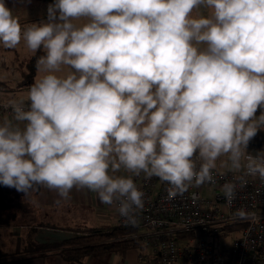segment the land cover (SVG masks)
<instances>
[{
	"label": "clouds",
	"instance_id": "clouds-1",
	"mask_svg": "<svg viewBox=\"0 0 264 264\" xmlns=\"http://www.w3.org/2000/svg\"><path fill=\"white\" fill-rule=\"evenodd\" d=\"M21 40L43 50V75L0 121V184L64 199L87 188L134 226L144 193L133 176L159 178L170 196L214 182L218 161L243 173L240 187L264 181V153L246 152L264 129V0H55L23 27L0 0V45ZM236 190L221 188L229 205Z\"/></svg>",
	"mask_w": 264,
	"mask_h": 264
},
{
	"label": "built area",
	"instance_id": "built-area-1",
	"mask_svg": "<svg viewBox=\"0 0 264 264\" xmlns=\"http://www.w3.org/2000/svg\"><path fill=\"white\" fill-rule=\"evenodd\" d=\"M7 105L0 101V114L13 117ZM212 174L214 182L193 184L176 196L169 195L168 183L157 177L145 178L136 184L144 193V206L135 213L134 226L114 205L117 228L148 230L135 236L141 239L145 252L140 260L150 264H264V181L245 176L246 183L240 187L234 178L242 172L215 169ZM229 181L237 183L230 205L221 191ZM205 193L210 196H203ZM241 208L254 213V218H234Z\"/></svg>",
	"mask_w": 264,
	"mask_h": 264
},
{
	"label": "crops",
	"instance_id": "crops-1",
	"mask_svg": "<svg viewBox=\"0 0 264 264\" xmlns=\"http://www.w3.org/2000/svg\"><path fill=\"white\" fill-rule=\"evenodd\" d=\"M3 70L4 69H2V73L0 75V101L9 102V100H13L10 99L8 95L10 90L7 87V80L10 76L5 74ZM67 71V69H64L62 74H66ZM41 75L43 74L37 72L35 81L39 79ZM32 84L23 86V84H20V81H18L16 88L21 89L20 93L23 94L24 92L28 91ZM20 101H24V103L28 102L27 97ZM5 118L12 119L13 117L7 116L6 114H0V121L4 120ZM217 164V169L226 170L219 167L218 162ZM119 174L124 176L131 175L130 173L123 171ZM132 178L135 184H139L145 179L143 174L140 176H133ZM24 197V208L29 210L26 215L30 217L28 220L32 221L31 225H24L21 229H16L18 232H21L22 230L25 231L22 235L24 242L36 241L40 244L50 245L76 236L77 230L93 228L111 229L116 227L115 224L113 226H109L112 218L116 220V211L114 205L101 203L98 195L87 188L77 189L74 187L70 191L69 197L64 199L61 198L55 190H50L44 186L35 185L31 190H29L27 194H24ZM45 218L50 219L52 224L59 225L61 227L53 228L46 227L48 225H44L41 228L43 231L40 233V230H38L35 226L44 224L43 220ZM21 233H17L18 237H21ZM129 252L130 251L125 254L112 253L102 261L110 264L112 257L118 254L122 255L120 264H136V255L132 256L128 254ZM30 255L31 253L27 252L25 254H20L19 258L14 256L16 259L12 262L20 264H46V259L48 257H53L51 264H87L88 262V258H85L80 263H68L63 260L61 256L56 254H48L47 256L40 255L35 258H28ZM32 259H35L36 262H28L32 261ZM146 263L150 264L148 261H146Z\"/></svg>",
	"mask_w": 264,
	"mask_h": 264
},
{
	"label": "rangeland",
	"instance_id": "rangeland-1",
	"mask_svg": "<svg viewBox=\"0 0 264 264\" xmlns=\"http://www.w3.org/2000/svg\"><path fill=\"white\" fill-rule=\"evenodd\" d=\"M5 5L13 11V15L17 17L21 26H26L31 23H39L41 21L47 20V8L50 4L54 3L55 0H2ZM193 16L208 15V10L204 8L195 9L193 11ZM77 24L82 23V21L75 22ZM27 49L26 44L23 40L17 45L16 48L7 49L0 45V75L3 72L8 74L10 77L7 80V87L10 90L8 92L9 98L15 101L24 100L27 97V92L23 94L20 93L21 89L16 88V84L20 81V84L27 85L28 79L26 75L28 74V62L34 56ZM62 74V73H60ZM26 91V90H25ZM261 111L264 109H258L256 115L259 116ZM246 152L251 155H257L259 153H264V129L259 130L256 136L249 142ZM225 159V158H221ZM220 164V161H218ZM220 167V166H219ZM203 196H210L205 193ZM24 194L23 192H18L15 188H9L0 184V250L4 253L15 256L19 258L20 254L27 253L26 251H33L34 246L31 241H23L22 235L24 230L18 232L16 229H21L24 225H31L30 217L26 215L29 210L24 208ZM44 224L35 226L40 233L43 231L41 228L44 225L46 227L59 228L61 226L54 225L51 220L45 218ZM116 224L115 219H111L109 226ZM63 229V228H61ZM141 234L148 232L147 229H141ZM17 233H21V237H18ZM69 237V236H68ZM227 245L230 243L229 240L225 242ZM30 249V250H29ZM148 252V250H146ZM132 256L136 255V264H147L146 261L140 260V255H144L143 249H136L128 253ZM122 257V255H119ZM53 257H48L46 259V264H51ZM87 264H108L103 262L98 258H88ZM31 263L36 262L35 259L28 261ZM5 264H20V263H5ZM27 264V263H23ZM29 264V263H28Z\"/></svg>",
	"mask_w": 264,
	"mask_h": 264
},
{
	"label": "trees",
	"instance_id": "trees-1",
	"mask_svg": "<svg viewBox=\"0 0 264 264\" xmlns=\"http://www.w3.org/2000/svg\"><path fill=\"white\" fill-rule=\"evenodd\" d=\"M43 54L42 49L37 51L28 62L27 85L34 83L38 72L36 61ZM139 232L138 228L121 229L117 227L111 229L93 228L77 230L76 236L59 243L48 245L35 241L33 242L34 250L26 252L31 253L28 258L56 254L68 263H80L85 258L104 260L112 253L125 254L130 250L143 249L141 239L135 237ZM15 259L13 256L0 250V264L9 263Z\"/></svg>",
	"mask_w": 264,
	"mask_h": 264
}]
</instances>
